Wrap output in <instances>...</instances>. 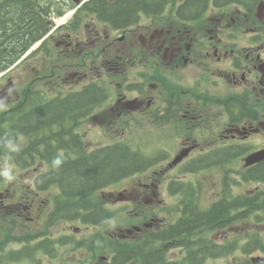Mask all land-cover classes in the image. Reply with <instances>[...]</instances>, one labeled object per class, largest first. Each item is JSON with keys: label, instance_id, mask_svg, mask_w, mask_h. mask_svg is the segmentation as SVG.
Returning a JSON list of instances; mask_svg holds the SVG:
<instances>
[{"label": "flooded vegetation", "instance_id": "1", "mask_svg": "<svg viewBox=\"0 0 264 264\" xmlns=\"http://www.w3.org/2000/svg\"><path fill=\"white\" fill-rule=\"evenodd\" d=\"M214 12L222 14L215 20L217 25L188 29L164 23L157 28L155 19L143 17L132 30L113 31L110 35L92 30L86 39L69 34L63 44L71 52L69 56L86 52L84 46H101L102 51L94 54L96 60L92 62L101 65L104 74L111 77L131 76L134 84L132 99H128V92L108 93L102 105H115L110 109L117 110L119 116L132 111L139 127L141 119L159 129L170 127L171 134L160 141L188 150L189 160L193 156L194 160L220 158V151L232 154L243 146L246 153L252 149V141L260 140V147L233 157L232 163L240 162L246 155L264 149V0L257 5L254 16L244 7L230 5L209 9L198 22ZM231 13L234 26L225 25ZM146 20L151 23L143 25ZM56 35L64 38L61 31ZM125 35L143 41L140 45L133 38L129 40L130 49L136 51L135 60L111 46ZM114 48L118 49L116 58H99L110 55ZM90 74L91 69L87 74L85 65L75 68L69 76L86 77L89 85L94 83ZM7 99L10 102V97ZM57 101L59 96L54 103ZM66 122L70 129L77 126L71 116L65 118ZM39 190H50L51 196H59V189L50 186L0 189V210L5 212L0 218V264H119L121 258L114 261L118 256L112 248L116 247V254H120L124 242L145 228L158 238L153 241L159 249L153 252L164 254L166 264H194L189 259L199 251L189 250L188 235H168L182 217L181 203L178 211L168 213V203L152 200L149 223L112 228L113 220L85 225L87 229L82 230L78 227L82 221L58 216L59 205L50 196L44 200L45 194ZM127 200L135 202L137 198L129 195ZM156 214L179 218L169 222L158 219Z\"/></svg>", "mask_w": 264, "mask_h": 264}, {"label": "trees", "instance_id": "2", "mask_svg": "<svg viewBox=\"0 0 264 264\" xmlns=\"http://www.w3.org/2000/svg\"><path fill=\"white\" fill-rule=\"evenodd\" d=\"M73 0H4L0 2V73L10 69L18 59L41 39L50 29V19L60 17L73 9ZM170 0H91L75 14L76 20L97 19L114 29H125L138 22V14L160 16ZM209 0H186L178 10V17L184 20H196L198 17L194 5L203 9ZM259 0H214L215 5L231 3L245 5L250 11ZM64 3V4H63ZM62 4L64 6H62ZM101 93L98 89L85 88L82 92L59 97V101L42 103L38 100L26 101L17 106V112L0 114V157H10L19 169L30 168L40 155V148L49 145L47 135L53 125H60V139L63 140V121L69 116L79 123L99 103ZM44 106V107H42ZM70 143L61 142L60 149L65 157L52 156L48 160L49 171L39 177L36 185L57 186L60 196L56 199L57 211L64 212L66 218L82 221L84 225L97 226L114 220L112 228L124 227L123 219L129 203L119 205L117 195L108 189L130 178L143 175L155 167L164 154L149 155L126 142L113 143L88 151L81 135L67 133ZM25 137L29 146L13 150L18 137ZM244 147H237L234 153L220 151V158H205L198 170L225 166L233 157L244 155ZM208 159V160H207ZM196 171V172H197ZM243 183L260 182L264 184V162L244 169L241 174ZM228 179H226L227 181ZM229 181V180H228ZM146 184V183H144ZM172 194L182 195V217L170 228L168 235H193L205 229H225L232 221H254L264 223V192L234 196L230 185L225 183L223 199L204 210L199 203L198 189L181 182H172ZM102 221V222H99ZM151 242L158 238L151 236ZM250 242L241 245L239 239L232 243L216 244L211 241H198L192 254L194 264H207L209 260L227 257L238 249L245 254L260 250L264 253V240L253 236ZM130 245V246H128ZM189 244V250H193ZM107 246V245H106ZM100 251L101 248L99 247ZM113 247L112 252L121 258L122 264L135 260V250L147 264H166L161 252L145 251L141 245L124 242L121 253ZM119 263V264H121Z\"/></svg>", "mask_w": 264, "mask_h": 264}, {"label": "rangeland", "instance_id": "3", "mask_svg": "<svg viewBox=\"0 0 264 264\" xmlns=\"http://www.w3.org/2000/svg\"><path fill=\"white\" fill-rule=\"evenodd\" d=\"M1 1L2 0H0V2ZM168 17L169 14H166L163 20H166ZM210 18L217 19L219 17L217 14H214L210 16ZM230 24L232 25L231 20ZM145 25H149V23ZM196 26L204 27L206 26V23L201 22ZM55 27L58 28L55 29ZM189 28L190 27H188V29ZM92 30L102 33V31H104V26L100 22L92 19L74 20L67 17L64 22L55 21L53 29L50 32V43L48 46L46 47L47 40L44 45L36 44V48L41 52L37 55L36 59L22 61L16 69H12L10 73L0 79V110L4 109L9 104L7 97H3L2 95L4 92H9V89H7L8 86L5 85L9 84L10 79H13L10 88H14L15 92L27 85L33 89L46 91L49 95H51L54 90H81L87 85V78L83 76L80 79L69 77V73L77 68V63H85L87 74L89 69H91L90 78L100 81L101 86L107 88L109 92L111 89H113V93H116L117 90L120 91L122 87L118 82L117 77H111L108 74H104L101 65L92 62L95 57L90 58L89 55L94 54V52H85L88 54V57L85 58L78 55L69 56L71 52L69 53V51L65 49L63 42L65 37L69 34H74L78 39H86L89 32ZM58 31H61L64 38H60V35H56ZM146 31L148 32L149 30L146 29ZM152 32L153 31H151V33ZM156 35L158 36V34ZM130 38L135 39L134 43L139 41L140 45L143 44V41L141 39L138 40V37L128 35L127 39L124 41H118L117 43L113 42L111 43V46L124 51L129 60H135L136 51L128 49ZM117 48H114L113 50H118ZM35 51V49H32L28 58ZM60 51H62V53ZM100 59L104 60L105 58L100 55ZM130 82H133L132 77L125 78L124 86H127ZM14 91L11 92V95L13 96H15ZM117 113V110L112 112L111 110H107L105 106L100 110L90 112L87 116L88 119L80 123L77 131L83 136L90 149L118 142H126L133 145L135 148L143 150L151 156H154L159 152L164 153L163 159L151 170L144 172L143 175L130 178L108 189L117 194H123L125 191L129 194L135 192V194L139 196V201L131 208L134 209V213L138 214L139 217L144 218L152 212L151 205L145 202V198H149L150 196L148 193L144 192L147 189L141 186V184L150 181L154 183V187L150 189L155 190L160 194L158 201L164 200V202L168 203V213H175V211H178L182 200V196L180 195L171 196L169 194L168 184L171 181H184L195 187H199L200 203L204 208L211 206L222 197L223 182L226 177H229L231 180L229 182L233 186L232 193L234 196L253 193L254 190L259 188L258 184L243 183L244 181L241 179V172L243 170L241 161L235 163L231 162L223 167L207 169V171L200 172L196 175H181L180 171L182 167L196 159V157L193 156L190 160L186 161L185 164L180 165V167L170 168L169 163L173 161L183 148L179 145L160 141L162 136L150 132L152 130H159L161 133L166 134V131L170 130V127L167 126L159 129L149 120L141 119L144 129L137 128L135 124L122 128L117 125V123L121 121ZM23 142L24 140L19 139V142L14 145L13 149H20L21 143ZM261 145L260 140H254L251 142V146L254 147H260ZM47 169V164L42 162L28 169H19L12 158L0 157V188H24L33 186V181L36 175ZM50 197L45 194L44 200L50 198L53 201V197ZM118 203L124 204L123 201H119ZM156 217L164 221L175 222L179 218V215L168 216L164 214H156ZM119 219H123V222L125 223L124 225L131 222V216L127 211L124 215H119ZM81 228L85 229L84 226H81ZM197 233L196 237H192V240L208 238L213 239L218 244H226L235 239L243 241L244 238V241L246 242L249 237L256 235L264 240V223H256L247 220L239 222L232 221L225 229H205ZM150 237L151 233L148 228H145L144 232L140 234L135 233L132 235V238L138 241L137 244L147 247L149 251L154 249ZM259 259L262 260V263L259 262ZM210 264H264V254L260 252L245 254L240 249L236 250L235 254L226 258L215 259V261Z\"/></svg>", "mask_w": 264, "mask_h": 264}, {"label": "water", "instance_id": "4", "mask_svg": "<svg viewBox=\"0 0 264 264\" xmlns=\"http://www.w3.org/2000/svg\"><path fill=\"white\" fill-rule=\"evenodd\" d=\"M78 2V1H77ZM188 153H184L182 156L178 157L176 163L180 162L183 157H186ZM246 166H253L264 162V150L251 154L245 159Z\"/></svg>", "mask_w": 264, "mask_h": 264}]
</instances>
